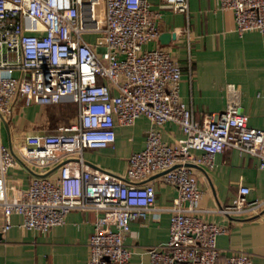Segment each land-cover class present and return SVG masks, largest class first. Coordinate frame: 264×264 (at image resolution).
<instances>
[{
  "label": "built area",
  "instance_id": "1",
  "mask_svg": "<svg viewBox=\"0 0 264 264\" xmlns=\"http://www.w3.org/2000/svg\"><path fill=\"white\" fill-rule=\"evenodd\" d=\"M174 12L187 13L186 0H162ZM230 10L236 33L264 35V0H218ZM85 34L103 36L98 50ZM159 32L147 0H0V116L13 107L57 104L71 97L76 121L50 132L27 134L17 145L0 143L2 231L10 216L21 217L25 230L48 232L64 224L73 210L101 213L88 240L86 264H130L125 238L134 221L154 208L155 190L147 179L160 174L175 188L168 239L148 247L149 264H252L245 250H232L220 261L216 245L225 228L203 221L201 190L191 166L213 168L214 157L227 149L256 157L264 169V128L247 125L238 112V89L226 85L225 108L199 122L180 100L181 69L164 48L144 49ZM18 70V77L4 70ZM144 116L152 124L144 146L127 158L123 176L86 168L84 150L115 143V126H131ZM177 125L182 138L161 140L158 127ZM200 152L201 154H196ZM22 165L57 176L35 175L14 198L6 194L10 168ZM249 188L238 187L231 202L216 211L227 217L257 214L264 201H248Z\"/></svg>",
  "mask_w": 264,
  "mask_h": 264
},
{
  "label": "crops",
  "instance_id": "2",
  "mask_svg": "<svg viewBox=\"0 0 264 264\" xmlns=\"http://www.w3.org/2000/svg\"><path fill=\"white\" fill-rule=\"evenodd\" d=\"M186 1L188 12L178 13L162 0H147L159 35L143 48H164L178 63L182 73L180 100L195 120L202 122L222 111L227 101L226 85L232 83L238 89V112L246 115L247 125L264 128V35L248 31L239 36L232 12L221 9L218 0ZM163 33H175L176 39L162 43L159 37ZM84 40L96 48L104 44L100 34H85ZM2 74L18 77L20 72L4 70ZM77 111L71 97H64L57 104L18 103L10 116H0V143L17 145L24 135L50 132L70 124L76 121ZM151 127L144 116L136 118L131 126L116 125L113 146L83 151L85 167L123 176L128 156L143 148ZM158 130L166 144L182 138L179 127L173 123ZM191 171L202 195L200 218L225 228L216 238L217 247L223 251L220 261L232 250L241 249L251 254L252 264H264V207L257 214L241 217H227L216 211L231 202L240 185L249 188L248 201H264V169L259 168V160L227 149L215 155L212 169L191 166ZM40 174L55 178L57 169L43 172L22 165L10 168L5 179L7 197L14 198L18 189L27 187L31 178ZM147 182L155 190L154 208L144 220L130 225L124 241L132 253L130 264H149L145 249L163 245L168 239L170 212L166 208L172 205L176 190L163 183L160 174L149 177ZM100 215L95 211L73 210L66 215L64 224L41 233L21 228V217L13 214L10 228L2 231L4 217L0 209V264H86L88 240Z\"/></svg>",
  "mask_w": 264,
  "mask_h": 264
},
{
  "label": "water",
  "instance_id": "3",
  "mask_svg": "<svg viewBox=\"0 0 264 264\" xmlns=\"http://www.w3.org/2000/svg\"><path fill=\"white\" fill-rule=\"evenodd\" d=\"M159 39L161 40L162 43H168L170 39L174 40L176 39V34L175 33H163L160 35Z\"/></svg>",
  "mask_w": 264,
  "mask_h": 264
},
{
  "label": "rangeland",
  "instance_id": "4",
  "mask_svg": "<svg viewBox=\"0 0 264 264\" xmlns=\"http://www.w3.org/2000/svg\"><path fill=\"white\" fill-rule=\"evenodd\" d=\"M88 35H91V34H88ZM94 37H88L87 36V39H93ZM70 104H72V103H70ZM70 110H68V112L69 111H71L72 110V107L70 106V108H69ZM65 113V109H63V114ZM70 113V112H69ZM61 122H62V120H61ZM57 124H63V123H57ZM64 125H66V124H64ZM85 151H93V150H90V149H88V150H85ZM85 156V155H84ZM30 168V167H29Z\"/></svg>",
  "mask_w": 264,
  "mask_h": 264
}]
</instances>
